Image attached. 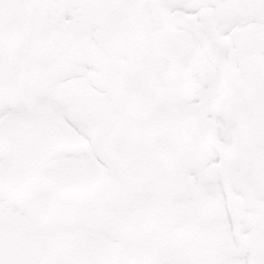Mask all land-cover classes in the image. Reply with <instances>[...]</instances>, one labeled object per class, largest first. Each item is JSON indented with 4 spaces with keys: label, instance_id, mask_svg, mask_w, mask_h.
<instances>
[{
    "label": "snow or ice",
    "instance_id": "1",
    "mask_svg": "<svg viewBox=\"0 0 264 264\" xmlns=\"http://www.w3.org/2000/svg\"><path fill=\"white\" fill-rule=\"evenodd\" d=\"M0 264H264V0H0Z\"/></svg>",
    "mask_w": 264,
    "mask_h": 264
}]
</instances>
